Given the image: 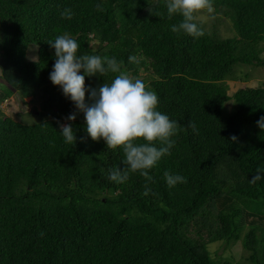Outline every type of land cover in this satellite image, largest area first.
Returning <instances> with one entry per match:
<instances>
[{"label":"trees","instance_id":"16d2710c","mask_svg":"<svg viewBox=\"0 0 264 264\" xmlns=\"http://www.w3.org/2000/svg\"><path fill=\"white\" fill-rule=\"evenodd\" d=\"M213 3L231 21L232 38L249 41L255 56L203 57L219 35L199 20L203 37L173 33L182 17L168 18L166 0H0V103L16 92L10 84L41 108L31 123L0 109V264H264V179L250 182L264 175L257 126L264 85L238 88L239 108L222 118L210 84L187 75L223 73L235 61L264 66V0ZM65 8L71 20L61 18ZM65 33L80 45L78 55L115 57L134 79L148 73L142 81L157 94V110L180 123L171 154L149 170L151 182L139 173L111 181V169L126 167L122 147L92 141L83 113L66 119L77 110L49 79L48 44ZM112 79L86 76L85 87ZM62 124H71L74 145L65 143ZM166 171L187 182L169 187Z\"/></svg>","mask_w":264,"mask_h":264},{"label":"clouds","instance_id":"9594fccd","mask_svg":"<svg viewBox=\"0 0 264 264\" xmlns=\"http://www.w3.org/2000/svg\"><path fill=\"white\" fill-rule=\"evenodd\" d=\"M168 18L175 15L182 17L178 24L171 26L176 34H186L193 38L205 35L199 26L197 15L203 12L214 13L213 0H166ZM103 6L96 5V11L102 12ZM74 16L70 8L61 12L62 19L71 20ZM96 43H99L96 41ZM54 49L55 62L49 79L54 86H59L66 98L75 105L76 112L66 119L74 121L77 113H83L86 132L94 142L101 139L109 149L122 147L125 168L115 167L109 171V179L123 184L129 179V173H139L151 182L149 170L156 166L162 157L170 155L175 145L173 137L177 136L181 125L170 120L166 114L158 111L159 98L149 90L141 79H134L123 67V61L115 57L101 58L98 55H78L80 45L69 34L58 35L48 42ZM129 62L138 63L134 56ZM83 74H80V73ZM113 74L110 83H103L98 88L85 87V77H98ZM88 92V101L85 93ZM257 126L264 129V116L257 121ZM188 127L196 131V126L189 121ZM60 133L65 143L74 145L76 137L71 124L60 125ZM232 140H236L233 136ZM138 141H142L138 143ZM158 145V146H157ZM169 187L186 183L179 174L164 173ZM264 179L259 171L250 180L251 183ZM151 192L147 184L144 195Z\"/></svg>","mask_w":264,"mask_h":264},{"label":"rangeland","instance_id":"374dc122","mask_svg":"<svg viewBox=\"0 0 264 264\" xmlns=\"http://www.w3.org/2000/svg\"><path fill=\"white\" fill-rule=\"evenodd\" d=\"M197 20H199L200 22H202L204 24V28L206 30H208L210 32H212V31L216 32L219 35V38H220L219 40L227 39V41H228V40H231V38L234 35V33L231 31V21L229 19L221 16L219 13L214 12L212 14H209L207 12H203V13L197 15ZM219 40H216L213 43L211 41L209 42V43H211L210 45L214 46L213 48L216 49L215 53H217V46L219 48L223 44L222 43L223 40L222 41H219ZM219 42H221V43H219ZM218 51L219 52L222 51V47H220L218 49ZM202 52H203V54H202L203 57L212 56L216 59H223L222 57L219 58L217 55H214L213 53H211V51H209V49L205 50V47H203L202 50L199 51V54ZM236 52L243 54V55L248 54L247 52H243L242 50H238ZM28 57L30 60L36 59L35 49H33L32 53H29ZM198 66H199V62H198ZM248 66L249 65L247 64L245 70H243V67L240 68V70L237 67V73H238V71H242L239 73V75H241V76L238 77L235 81L237 74L235 77L232 75V78H233L232 80H234V81L228 80V86L231 89L229 92L230 94L228 93V95L230 97H224L222 95V93L217 92L216 87H214V90H210V95L218 103L217 105L220 108L222 118H225V115L227 113L225 106H226V108H228L227 110H229V108L231 109L232 107H235L237 105V104L235 105V102L238 103V101L235 100V98H233V95H232V93L234 91H236L237 88L243 87L245 85H254V86H263L264 85V75L261 74L262 70H263V69H261V67L258 68L256 66L257 67L256 72L258 74L260 72L261 73L258 76L254 77V78L261 79V80H258V79L252 80L253 78L248 79L249 81L244 80L245 79L244 78L245 72L247 71L246 69ZM0 75H1V70H0ZM187 75L189 77L198 79L197 78L198 76H196L197 74H190V72H188ZM140 79L143 80L144 82L148 81V79H149L148 73L141 71ZM1 81H2V79L0 78V82ZM202 81L204 83L210 84V81H206V80H202ZM0 88H1V86H0ZM210 88H212L211 84H210ZM16 93H17V90L14 94L10 95L6 100H4L2 103H0V109L3 111V113L6 116L13 117L14 119H17V120L22 121L24 123H31V122L37 121L39 117L37 115L38 113H36L34 111V108L37 109L36 111L41 110L39 103L37 101L31 100L30 96L25 97V98H21L20 95H17L18 93L17 94ZM216 99L221 100L222 103ZM210 248L213 251L218 250V249H220V243L215 242V243L210 245ZM241 248H242L241 242L237 241L236 244H234L232 247V253H236V255L241 254V250H242Z\"/></svg>","mask_w":264,"mask_h":264},{"label":"crops","instance_id":"0c3cea01","mask_svg":"<svg viewBox=\"0 0 264 264\" xmlns=\"http://www.w3.org/2000/svg\"><path fill=\"white\" fill-rule=\"evenodd\" d=\"M219 41H222V43H223L222 46H220V47H222V51H220V52L218 51V49L220 47L218 48V46H217V53H215L216 49H214L213 48L214 46L210 45L211 43H209V42L207 43V47H206L207 50L209 49V51H211V53H213L214 55H217L219 58L220 57L224 58L225 56H227L229 54H238V52H236L238 50H242L243 52H247L248 53L247 55H249V56H255L256 55V51L253 48V45L249 41L242 40V39H239V38H231V40H228V41H227V39H221ZM211 42L213 43L215 41H211ZM219 43H221V42H219ZM247 64L249 66L246 69L247 71L245 72V76H244L245 79L244 80H248V79H251V78H253L252 80L258 79V78H254V77L258 76L261 73L260 72L258 74L256 72L257 67L258 68L261 67V69H263L261 74L264 75V66L262 64H251V63H244V62H240V61H235L232 64V66L228 70L223 72V73H217V72L216 73H214V72L211 73L210 71H206L208 73L210 72V75H208L207 73L198 75V71L199 70L196 69V74H197L196 76H198L197 78L200 79V80L210 81V84H211L213 90H214V87H216L217 88V92L222 93V95L224 97H230L228 95V93L230 92L231 89L228 86V80H232L233 79L232 75L235 77L236 74H237V76L235 78V81H236V79L241 76V75H239V73L242 72V71H238V73H237V67H238L239 70L242 67H243V70H245ZM213 74H215V75H213ZM258 80H261V79H258ZM232 81H234V80H232ZM235 92L236 91H234L232 93L233 98H235ZM216 100H218V99H216ZM235 100H236V98H235ZM218 101H220L222 103L221 100H218ZM235 105H236L235 107H232L233 109L231 108L232 110L230 108H229V110H227L228 108H226V106H225V109L227 111V113L225 115V118L232 116L234 111H236L239 108V102L238 103L235 102Z\"/></svg>","mask_w":264,"mask_h":264},{"label":"water","instance_id":"95a60500","mask_svg":"<svg viewBox=\"0 0 264 264\" xmlns=\"http://www.w3.org/2000/svg\"><path fill=\"white\" fill-rule=\"evenodd\" d=\"M8 85L12 89V91H16V89L14 87H12L10 84H8Z\"/></svg>","mask_w":264,"mask_h":264},{"label":"bare ground","instance_id":"6f19581e","mask_svg":"<svg viewBox=\"0 0 264 264\" xmlns=\"http://www.w3.org/2000/svg\"><path fill=\"white\" fill-rule=\"evenodd\" d=\"M8 118V117H7Z\"/></svg>","mask_w":264,"mask_h":264}]
</instances>
